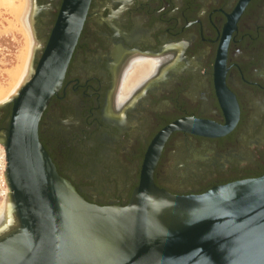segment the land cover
Returning a JSON list of instances; mask_svg holds the SVG:
<instances>
[{
  "label": "flooded vegetation",
  "instance_id": "obj_1",
  "mask_svg": "<svg viewBox=\"0 0 264 264\" xmlns=\"http://www.w3.org/2000/svg\"><path fill=\"white\" fill-rule=\"evenodd\" d=\"M30 1L35 68L62 0ZM146 63L148 71L124 88ZM218 80L237 106L233 126L215 137L171 132L153 168L158 188L200 194L264 173V0H90L38 139L86 201L125 205L165 126L183 118L227 122ZM10 108L0 107V129ZM81 158L99 164L96 180L114 192L93 190Z\"/></svg>",
  "mask_w": 264,
  "mask_h": 264
},
{
  "label": "water",
  "instance_id": "obj_2",
  "mask_svg": "<svg viewBox=\"0 0 264 264\" xmlns=\"http://www.w3.org/2000/svg\"><path fill=\"white\" fill-rule=\"evenodd\" d=\"M89 1L62 0L35 68L0 105L11 104L0 129L8 188L0 264H264V173L192 195L171 194L152 178L171 132L215 137L233 126L238 110L222 80L227 122L183 118L165 126L148 145L125 205L90 203L58 174L38 123L61 87Z\"/></svg>",
  "mask_w": 264,
  "mask_h": 264
},
{
  "label": "bare ground",
  "instance_id": "obj_3",
  "mask_svg": "<svg viewBox=\"0 0 264 264\" xmlns=\"http://www.w3.org/2000/svg\"><path fill=\"white\" fill-rule=\"evenodd\" d=\"M30 2V0H0V9H3V11L13 17V20L5 19L7 22V27L3 28L2 32H11L13 30H16L24 38L23 45L16 57V65L6 70L7 81L5 84H0V105L7 102L11 97L15 95V93L17 92L21 84L26 80L31 71L30 60L32 51L35 46L30 35V17L32 13ZM148 69L149 64L147 63L135 68L132 71L131 75H129L128 80L125 82L124 88L125 86L128 87V83L137 80L140 75L147 72ZM7 221L8 188L6 189L5 197L0 202V226L6 224Z\"/></svg>",
  "mask_w": 264,
  "mask_h": 264
},
{
  "label": "rangeland",
  "instance_id": "obj_4",
  "mask_svg": "<svg viewBox=\"0 0 264 264\" xmlns=\"http://www.w3.org/2000/svg\"><path fill=\"white\" fill-rule=\"evenodd\" d=\"M0 14H1L0 15L1 16L0 17V84H5L7 81L6 70H8L12 66L16 65V62H17L16 57L19 53V50L21 49V47L23 45L24 38L16 30H13L11 32L10 31L2 32L3 28L7 27L6 20H10V19L13 20L12 19L13 17L10 14L3 11V9H0ZM30 35L32 38L31 31H30ZM32 41H33V38H32ZM76 159L79 160L80 157L77 156ZM81 160H83V164L85 165V168H86L85 173L87 174V176H93L94 177L93 181H94L95 187L93 188V190H100L99 188L101 187L102 190H105L108 188L109 192H114L113 187L111 188V186L109 187L108 185L103 184V183L99 184L98 182H100V181L96 180L97 174L94 173L93 166L94 165L98 166L99 164L97 162L93 163V161L92 160L89 161V159H88V161L87 160L84 161L83 158H81ZM99 167L100 166H98L97 168H99ZM96 172L99 173V170L98 171L96 170ZM100 174L104 175V172H101ZM202 177L203 176H200V178H202ZM119 180H120V178H119Z\"/></svg>",
  "mask_w": 264,
  "mask_h": 264
},
{
  "label": "built area",
  "instance_id": "obj_5",
  "mask_svg": "<svg viewBox=\"0 0 264 264\" xmlns=\"http://www.w3.org/2000/svg\"><path fill=\"white\" fill-rule=\"evenodd\" d=\"M6 158L3 146L0 144V201L6 195V181H5Z\"/></svg>",
  "mask_w": 264,
  "mask_h": 264
}]
</instances>
